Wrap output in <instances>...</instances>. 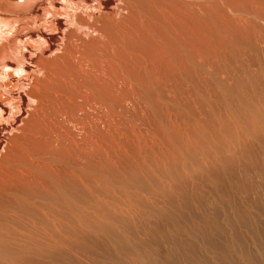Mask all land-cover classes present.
<instances>
[{
    "label": "bare ground",
    "instance_id": "bare-ground-1",
    "mask_svg": "<svg viewBox=\"0 0 264 264\" xmlns=\"http://www.w3.org/2000/svg\"><path fill=\"white\" fill-rule=\"evenodd\" d=\"M234 186L264 225V0H0V264L172 262L184 210L264 251Z\"/></svg>",
    "mask_w": 264,
    "mask_h": 264
},
{
    "label": "rangeland",
    "instance_id": "rangeland-1",
    "mask_svg": "<svg viewBox=\"0 0 264 264\" xmlns=\"http://www.w3.org/2000/svg\"><path fill=\"white\" fill-rule=\"evenodd\" d=\"M240 179H242V181L244 182L245 185L248 186V188H252V186H253V188H254V186H255V188H259V185L261 183V180L253 178L251 176V174H249V176H245L244 174L240 173ZM255 180L257 181L258 184L256 183ZM231 191H232V193H231V199L232 200H230L231 201L230 203L243 206V208L245 210H249L250 213L253 215V217H256L255 222H256L257 226H260L259 229L263 228L264 225L262 223V220L259 217V212L253 207V205L258 200H260L259 198H261L260 194H259V190L254 189V191H250L251 193H249V195H247V194L243 193L241 190H238L237 188H235V186H234V189H232ZM255 193H256V195H255ZM232 194H234V195H232ZM262 199L264 200V198H262ZM237 203H239V204H237ZM222 206H225L224 209H226L227 205L215 204L212 208H208L206 210H203L204 214H205L204 216H206L208 219L214 218V216H215V215H213L214 212L216 214V211L221 210ZM184 212H185L184 214L186 215L185 219L187 220L186 224L188 225L186 227V229L189 230L190 228H192V230H194V229H196V230L200 229L203 231L206 230V232L209 234L208 238H202L200 235L197 234L196 230H195L196 232L194 231V233H196V234H193L191 236L185 234L184 232L182 233V236H178L173 229L166 231L167 232L166 235H171L173 237V241L171 243L166 244V243H162L161 238H159V243L157 245L158 254H162V252L164 253L166 251L174 252V251H171L173 249H177V252H174L175 255H171L172 262H168L165 264H193L190 260L185 258V252L189 253L191 245H192V248H194V250H195V255L193 256V258L195 260H197L196 262H199V263L202 262V264H264V257L262 256V258H261V256H260L261 253H264V251L262 250L263 249L262 246H260L261 249H258L257 247L253 246L252 241H249V235L248 234H246V237H245V233H247V232H245V228L242 227V222H240L238 220V218H234V220L232 222L233 224H231L229 226L225 222L224 217L222 215L221 219L219 220V223L221 225L222 230L219 233L218 232L215 233V231L214 232L211 231V229L207 225H205V223L200 221V219L202 218V215L199 214L198 210H196L194 213H192L190 215H188V213L185 210H184ZM192 220H194V221H192ZM222 220H223V223L221 222ZM259 221H261V222H259ZM191 222L192 223L194 222L193 223L194 227L192 226ZM196 222H197V224H196ZM219 223H217V224H219ZM158 224H160V223H158ZM222 224H224V225H222ZM232 225H233V227H232ZM225 229L227 231L234 229L243 235V238H242L243 241L245 243L247 242V244H249L248 246H246V247H249L246 250L249 252V254H251L252 259L254 260V263H248L245 259H243V257H241V255L237 254L236 251L232 250V249H237V250L239 249L240 251H242L243 248H242V246H240V245L238 246L237 244L234 243L235 239L229 237V235ZM172 243H174L175 246L172 245ZM193 245H194V247H193ZM225 248H227V249L229 248V250H231L232 252L237 254V258L234 257L232 260L223 261L222 257H221V253H222L221 249H225ZM115 254H116V252L114 253V255ZM160 259H161V257H160ZM104 264H108V263H104Z\"/></svg>",
    "mask_w": 264,
    "mask_h": 264
}]
</instances>
